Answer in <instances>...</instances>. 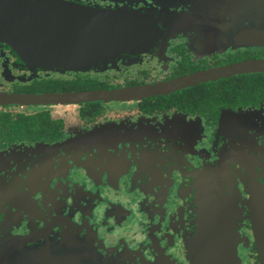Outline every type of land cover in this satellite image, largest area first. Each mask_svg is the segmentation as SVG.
<instances>
[{
	"label": "flooded vegetation",
	"instance_id": "1",
	"mask_svg": "<svg viewBox=\"0 0 264 264\" xmlns=\"http://www.w3.org/2000/svg\"><path fill=\"white\" fill-rule=\"evenodd\" d=\"M64 1L138 11L141 42L42 70L0 41V264H194L200 228L264 264V0ZM81 91L118 93L17 97Z\"/></svg>",
	"mask_w": 264,
	"mask_h": 264
},
{
	"label": "water",
	"instance_id": "2",
	"mask_svg": "<svg viewBox=\"0 0 264 264\" xmlns=\"http://www.w3.org/2000/svg\"><path fill=\"white\" fill-rule=\"evenodd\" d=\"M138 13L124 7L91 5L75 1L0 0V41L12 45L19 59L33 69H102L104 68L102 65L119 54L131 52L139 46L141 42L139 29L143 27V19ZM252 67L255 70H264V60L252 62ZM140 90L142 89L130 92L136 93ZM117 93L81 91L70 95L17 97L22 102L58 100L65 97L92 100ZM254 187L261 189V192L264 191V186L257 182L254 183ZM226 207L227 205L223 204L219 207L217 216L208 219L216 220L217 223L226 220L227 223L229 209ZM259 226L264 229V223H259ZM202 240L200 228L192 243L194 264H202L205 261L211 264H237L235 248L218 250L216 258L212 252L206 256V243H202ZM259 242L264 244V233L260 235ZM211 244L209 241L210 247Z\"/></svg>",
	"mask_w": 264,
	"mask_h": 264
}]
</instances>
